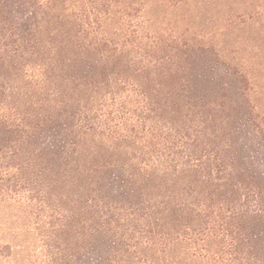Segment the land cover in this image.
<instances>
[{
	"label": "trees",
	"instance_id": "trees-1",
	"mask_svg": "<svg viewBox=\"0 0 264 264\" xmlns=\"http://www.w3.org/2000/svg\"><path fill=\"white\" fill-rule=\"evenodd\" d=\"M0 264H264V0H0Z\"/></svg>",
	"mask_w": 264,
	"mask_h": 264
}]
</instances>
